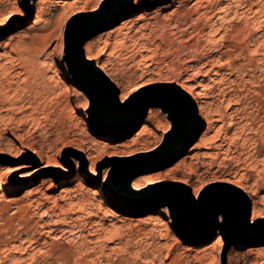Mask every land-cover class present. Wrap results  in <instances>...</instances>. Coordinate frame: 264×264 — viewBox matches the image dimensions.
Listing matches in <instances>:
<instances>
[{
	"label": "rangeland",
	"instance_id": "obj_1",
	"mask_svg": "<svg viewBox=\"0 0 264 264\" xmlns=\"http://www.w3.org/2000/svg\"><path fill=\"white\" fill-rule=\"evenodd\" d=\"M100 1L39 0L41 14L36 17V8L30 6L26 13L22 0H0V21L13 24L21 19L20 11L26 15L20 25L0 33V264H262L264 244L258 239L226 247L216 231L199 241H183L171 216L160 212L164 206L153 207L152 197L125 198L124 191L108 187L103 192L90 182L101 183L107 165L109 174L108 159L151 150L170 128L168 114L158 106L147 109L128 138L119 127L106 130L91 121L89 100L63 58V28L72 14L94 9ZM196 1L144 0L140 8H129L119 24L88 39L84 50L97 64L104 61L118 82L119 98L132 85L183 82L193 100L202 97L212 110L224 109L232 99L253 117L255 132L241 131L244 120L237 129L225 130L226 118L206 132V122L200 120L196 141L222 126L220 135L233 130L247 135L240 152L222 153L212 142L200 149L209 154L210 165L202 163V153L185 164L182 158L195 141L172 165L132 181L139 177L147 186L183 183L194 193L216 184L228 189L231 186L217 177H236L239 189L247 194L249 188L253 194L257 213L252 218L253 203L248 200L250 221H264L258 215L264 213V0ZM142 30L148 33L144 40L139 37ZM222 87H227L224 95ZM4 92L19 105L12 107ZM29 98L35 108L20 109ZM87 146L97 175L90 173L84 153L82 163L77 157L78 164L71 156L77 147ZM31 148H47V156L40 161ZM23 161L30 166L5 174L7 166ZM44 163L30 182L18 175Z\"/></svg>",
	"mask_w": 264,
	"mask_h": 264
},
{
	"label": "water",
	"instance_id": "obj_2",
	"mask_svg": "<svg viewBox=\"0 0 264 264\" xmlns=\"http://www.w3.org/2000/svg\"><path fill=\"white\" fill-rule=\"evenodd\" d=\"M98 5L72 14L63 28V58L75 85L89 100L91 121L106 130L119 127L128 138L138 130L150 106L167 110L170 119V128L153 149L110 163L108 187L124 191L127 195L123 197L128 198L133 193L130 184L134 177L164 169L187 152L199 135L200 121L192 97L176 82L143 85L125 101L120 100L114 83L93 58H87L84 43L119 24L133 0H102ZM22 7L31 12L28 0H22ZM147 196L153 198L154 208H169L174 229L183 241H199L218 231L226 247L250 238L264 244V221H250V203L237 187L209 185L195 198L186 184L159 181L136 197Z\"/></svg>",
	"mask_w": 264,
	"mask_h": 264
},
{
	"label": "bare ground",
	"instance_id": "obj_3",
	"mask_svg": "<svg viewBox=\"0 0 264 264\" xmlns=\"http://www.w3.org/2000/svg\"><path fill=\"white\" fill-rule=\"evenodd\" d=\"M29 1V4H30V6H34L35 8H36V17H39L40 16V9H41V6H40V4H39V0H28ZM134 2H133V5H132V7H130V9H135V8H140L142 5H143V3H144V0H133ZM152 2L153 0H145V2ZM198 1V0H197ZM196 1V2H197ZM101 2V1H100ZM98 6V5H97ZM95 7L96 6H94L93 8L95 9ZM129 8H126V10H128ZM10 14V13H9ZM20 17H21V19L20 20H15V22L13 23V24H10V23H4V21H2V23H0V33H2V32H7L10 28H12V27H14V26H16V25H20V23L22 22V18H24V17H26V15H25V13L23 12V11H20ZM146 17V16H145ZM142 26V29H144V28H146V26H147V23H145L144 25H141ZM114 30V29H113ZM141 30V29H140ZM215 30V29H214ZM116 35H118V33H117V31L115 32V35H113V36H116ZM130 38H131V36H129ZM141 39H143L144 40V38H146V37H148V33H145L143 30L141 31V35L139 36ZM110 38V37H109ZM137 38V37H136ZM133 39V38H132ZM131 39V40H132ZM135 39V38H134ZM257 40V39H256ZM260 40V39H259ZM113 41V40H112ZM261 41V40H260ZM134 40H133V44H134ZM137 42V41H136ZM135 42V43H136ZM141 42V41H140ZM124 43V42H123ZM260 43H262V42H260ZM125 44V43H124ZM125 46V45H124ZM257 46H259V45H257ZM113 47V46H112ZM111 47V48H112ZM138 48V47H137ZM143 48H145V47H143ZM113 49V48H112ZM112 49L110 50V51H112ZM254 49H256V48H254ZM253 49V50H254ZM114 50V49H113ZM256 52V51H255ZM87 58H91V56H89V55H87ZM12 59V58H11ZM233 62V61H232ZM9 65V64H8ZM3 67V66H2ZM4 67H6L5 65H4ZM66 67L68 68V66H67V64H66ZM11 68V67H10ZM98 68H99V70H101L102 71V73L104 74V75H106L113 83H114V85L116 86V85H118V82L115 80V79H113L112 77H110V74H109V72L106 70V68H105V63H104V61H102V62H99L98 63ZM138 68H139V65H138ZM7 70V69H6ZM9 71V70H8ZM7 75V74H6ZM6 77V76H5ZM7 80H8V78H7ZM6 80V81H7ZM173 82V81H172ZM1 84V83H0ZM9 84V83H8ZM7 85V84H6ZM179 85V87L180 88H182V89H184L189 95H191V93H192V91H191V89H188V88H186V85L182 82V83H179L178 84ZM1 86V85H0ZM140 86H142V85H139V86H129L127 89H126V91L124 92V94L122 95V96H125L126 97V99L135 91V90H137ZM229 87H231L230 85H229ZM229 87H228V89H229ZM16 89V88H15ZM222 94L224 95L227 91H225V89H227V87L225 88V87H222ZM4 90V89H3ZM3 90H1V92L3 91ZM5 90H6V88H5ZM221 90V89H220ZM21 92H24V91H21ZM6 92H4V94H5ZM130 93V94H129ZM3 94V93H2ZM4 94L2 95L3 97H4ZM8 93H6L5 94V97H4V99L6 98V96H7V98L6 99H8V101H9V103L12 105V107L16 104V106L17 105H19V104H17V103H13L11 100H12V98H13V96L11 97V96H9L8 97V95H7ZM127 94H129L128 96H127ZM1 96V97H2ZM14 96H16L15 94H14ZM11 97V98H10ZM29 97V96H28ZM33 98H34V96H32ZM15 98V97H14ZM26 99L27 97H23V99ZM21 99V98H20ZM19 99V100H20ZM31 98H29V99H27L26 100V102L27 101H29ZM34 99H36V98H34ZM38 99H39V96H38ZM37 99V100H38ZM125 99V100H126ZM2 100H3V98H2ZM121 100V99H120ZM125 100H121V101H125ZM232 100V99H231ZM231 100H229L228 102H226V107L223 109V108H221V107H219V108H217V109H211L210 108V105H208L203 99H202V97H200V96H198V97H196L194 100H193V102H194V104H195V106H196V112H197V116H198V118H199V121L201 120H203V121H205L206 122V132H208L209 130H213L214 129V127H215V124H216V122L217 121H221V122H223L222 123V125L224 124V122L226 121L225 120V118L227 119V121H226V126L224 127V129L225 130H227V129H230V128H234V130L235 129H237V126L236 125H238V124H240V122L242 121V120H244L245 122L244 123H242L241 125H240V128H241V131H247V132H250V131H256L255 130V125L257 126V123H256V120L252 117H249V115H247V113H245L244 111H243V108L241 107V108H239L238 107V105H236L235 106V101H231ZM241 100V99H240ZM238 101V100H237ZM17 102V101H16ZM25 102V101H24ZM32 102V101H31ZM31 102H27V104H23V102H20L21 104H23L22 106H21V104H20V106H21V108L20 109H22L23 108V106H25L26 108L28 107V109H29V106L31 107V105L33 106L32 108H35V106H34V104H32ZM33 102H35V101H33ZM264 102V101H263ZM2 103V102H1ZM236 104H238L237 102H236ZM1 106H3V105H1ZM220 106V105H219ZM7 107V106H6ZM15 107V106H14ZM25 107H24V109L22 110V112H24L26 109H25ZM153 106H150L149 108H152ZM148 108V109H149ZM246 108H247V105H246ZM1 109V108H0ZM5 109V108H4ZM258 109H260V108H258ZM19 110V109H18ZM227 110H230L229 112H227ZM8 111H10V110H8ZM14 111V110H13ZM19 111H21V110H19ZM166 112L168 113V111L166 110ZM10 113V112H9ZM8 113V114H9ZM150 114H151V110H149V112H148V117L150 116ZM252 114H254V113H252ZM258 114H259V112H258ZM262 114V113H261ZM8 116V115H7ZM6 116V117H7ZM10 117L12 116V114L11 115H9ZM152 116V115H151ZM251 116H253V115H251ZM0 117H2V116H0ZM22 117H26L25 115L24 116H22ZM16 118V117H15ZM14 118V119H15ZM5 119V118H4ZM8 119V118H7ZM22 119V118H21ZM8 120H10V119H8ZM13 120V119H12ZM5 122V121H4ZM10 123V122H9ZM222 127V126H221ZM221 127H219L218 129H216L215 130V133L211 136V137H208L207 136V133L205 132L197 141H196V143L194 144V146L192 147V149L190 150V151H188V153H187V155L186 156H184L183 158H182V162L183 163H188V161H189V164H190V161H192L193 160V158H197L201 153H202V155L203 156H206V158H203V161H202V163L203 164H206V165H210L211 164V158L208 160L207 159V156L209 155V154H206V153H203V152H201L200 153V149H204V148H209L210 147V143H212L213 142V147L217 150V151H221L222 153L224 152L225 154H228V153H230V152H232V150L235 152V151H238V148L239 147H243V146H245V144H246V140L247 139H249L248 137H247V135H245V136H241L238 132H236V131H234L233 130V133L231 134V135H227V133L226 132H223V134L222 135H220V129H221ZM39 129H41V127H39ZM261 129V128H260ZM42 130V129H41ZM260 131V130H259ZM264 131V130H263ZM40 132V131H39ZM243 133V132H242ZM255 135V134H254ZM260 137V139L262 138L261 137V135L259 136ZM264 138V137H263ZM252 139V138H251ZM262 140V139H261ZM264 140V139H263ZM248 144V143H247ZM253 146V145H252ZM44 148V147H43ZM150 150V149H149ZM238 152H240V151H238ZM31 153H33V154H35V156L37 157V159L39 158V160L40 161H43V158H44V156H47V153H48V150H47V148H45V149H43V151H40V150H37V149H34V148H31ZM82 153H84L85 154V158L87 159V160H89L90 162H89V171H90V173L92 174V175H97V170H96V168H95V165H94V161H93V159H92V156H91V151H90V147H77V151H75V152H73L72 153V158L75 160V162H76V164H78V160H77V157L81 160L80 162L82 163ZM231 154H233V153H231ZM211 155V154H210ZM236 156H237V154H236ZM210 157V156H209ZM231 157V156H230ZM233 157V156H232ZM113 160H110V159H108V162H109V164L112 162V161H114V160H117V159H115V158H112ZM60 167H64L62 164H59V163H57ZM202 164V165H203ZM28 166H30V164L28 163V162H26V161H23V162H19L18 164H16V165H9V166H7L6 167V169H5V174H9L10 172H14V171H16V170H19L20 168H24V167H28ZM46 166V164L44 163V164H41V165H36V166H32L30 169H28V170H26V171H21V172H19L18 173V175L19 176H21V177H25V182H30L31 181V179H32V177H34V176H36L39 172H41L43 169V167H45ZM9 169H12L13 171H9ZM108 169H109V165H107L106 167H104V169H103V174H102V181H101V183H96L93 179H90V182L92 183V184H95L96 186H98L103 192L105 191L106 192V190H107V188H108V185H107V179H108V175H107V171H108ZM80 170V169H79ZM75 175H78V173L76 172V174ZM223 176V175H222ZM218 178V180L220 181V182H222V183H224V184H227V185H229V186H233V187H237V188H241V185L239 184V180H238V178H232V179H225V178H223V177H217ZM60 184V183H59ZM147 184V183H146ZM146 184H143L142 182H141V180H140V178L138 177V178H135L132 182H131V187H132V189H133V193H132V195H130L128 198H137L136 196H137V194L139 193V192H142V191H144V190H146L147 189V187L149 186H147ZM137 185H139V187H137ZM245 192H247V194L245 193V195H246V198L248 199V200H251L252 201V203H253V207H252V218H254L255 216H256V213H257V211L255 210V206H254V200H253V194H252V192H251V190L249 189V188H247V189H245ZM194 196H195V198H197V196H198V191H196V190H194ZM135 196V197H134ZM40 203V202H39ZM38 204V203H37ZM160 212H163V213H165V214H169L168 216L170 217L171 215H170V211H169V208L167 207V206H164V207H162L161 209H160ZM221 219V213H220V215H219V220ZM252 220V219H251ZM162 222V221H161ZM69 225V224H68ZM162 225V224H161ZM100 227H101V225H100ZM93 229V228H92ZM90 230V229H89ZM93 232V231H92ZM91 233V232H90ZM95 233V232H94ZM83 234V233H82ZM85 234V233H84ZM111 233H109L108 234V236L110 235ZM81 235V234H80ZM94 236H96V235H94ZM100 236V235H99ZM107 236V237H108ZM106 237V238H107ZM105 240V239H104ZM106 240H108V238L106 239ZM217 240L219 241V243H220V236L219 235H217ZM85 243V242H84ZM92 248V247H91ZM101 248V247H100ZM86 249V248H85ZM87 249H90V248H87ZM100 251H102V250H100ZM83 252H84V250H83ZM87 252V251H86ZM198 252V251H197ZM88 253V252H87ZM92 255V254H91ZM201 256V255H200ZM202 256H204V255H202ZM84 257V256H83ZM15 262V261H14ZM88 263V262H87ZM91 263H92V261H91Z\"/></svg>",
	"mask_w": 264,
	"mask_h": 264
},
{
	"label": "snow or ice",
	"instance_id": "obj_4",
	"mask_svg": "<svg viewBox=\"0 0 264 264\" xmlns=\"http://www.w3.org/2000/svg\"><path fill=\"white\" fill-rule=\"evenodd\" d=\"M0 23H2V21H0ZM120 99L121 100H125L126 97L125 96H121ZM9 171H13V170L12 169H9ZM137 187H139V185H137ZM201 187H203V185H201ZM197 191L199 192V189ZM258 215L264 216V213H258ZM108 239H112V237H108Z\"/></svg>",
	"mask_w": 264,
	"mask_h": 264
}]
</instances>
